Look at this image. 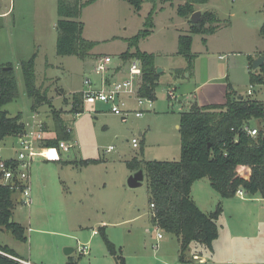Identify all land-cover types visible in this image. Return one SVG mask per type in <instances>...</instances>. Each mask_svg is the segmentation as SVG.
I'll list each match as a JSON object with an SVG mask.
<instances>
[{
	"label": "rangeland",
	"instance_id": "rangeland-1",
	"mask_svg": "<svg viewBox=\"0 0 264 264\" xmlns=\"http://www.w3.org/2000/svg\"><path fill=\"white\" fill-rule=\"evenodd\" d=\"M89 1L80 0L83 7L78 20L83 24V38L97 44L82 60L57 54L60 0H0V14L10 11L8 17H0V65L11 64L18 84V98L3 110L9 117L21 114L23 122L38 113L51 131L53 110L60 111L72 134L68 143L75 145L59 162L35 158L31 205H23L22 196L13 195V220L25 229L27 240L0 228V245L34 264H67L70 258L78 264H200L199 256L212 260L207 264H264V235H258L264 234V200L253 199H261L259 194L243 191V200L252 199L249 211L239 204V195L224 199L209 180L196 183L191 196L204 205L203 211L214 212L221 202L219 237L213 251L193 242L185 252L186 262H181L178 237L153 223L147 176L141 187L128 186L135 173L128 162L134 158L180 160L177 126L181 113L191 105H225L228 86L238 97L264 102V85L250 83V75L259 73L252 69L253 62L264 56V0H209L199 5L204 12L215 13L220 25L214 34H191L192 64L178 53L179 35H190L188 26L191 30L193 25L191 17L178 15L185 1L157 2L153 33L139 43L143 51L154 53L161 70L156 99L148 108L146 103L140 106L124 98L131 114L143 112L141 118L131 115L127 122L111 113L109 104H85L83 113L75 115L70 113L71 102L74 94L85 89V80L101 88L111 68L122 62L128 67L129 61L124 62L121 54L128 49L127 41L144 30L153 4L146 2L136 11L123 0H96L87 5ZM107 55L112 59L109 72L97 73L98 60ZM32 58L35 85L50 101L37 112L32 110L22 72V63ZM181 69L183 74L178 73ZM250 127L259 130L262 123L252 120ZM133 139L138 140V148L132 146ZM16 147V138L8 137L0 142V153L12 156ZM83 247L88 254L80 252ZM66 249L74 251L67 255Z\"/></svg>",
	"mask_w": 264,
	"mask_h": 264
},
{
	"label": "trees",
	"instance_id": "trees-1",
	"mask_svg": "<svg viewBox=\"0 0 264 264\" xmlns=\"http://www.w3.org/2000/svg\"><path fill=\"white\" fill-rule=\"evenodd\" d=\"M96 0H90L92 4ZM140 11L146 2L153 4L145 23V28L138 35L130 38L128 50L121 55L124 62L138 59L142 63L143 78L139 95L152 100L156 99V89L160 74L155 65L156 56L142 52L139 43L151 35L153 13L157 10V2L174 0H123ZM178 7V15L189 19L196 6L205 5L209 0H182ZM83 6L80 0L66 2L60 0L57 22L58 41L57 54L60 56H77L85 60L97 43L83 38V24L78 20ZM264 9V6H263ZM220 20L213 12H204L198 24L191 27L190 35L179 37L178 53L190 64L194 60L191 52V34H214L219 29ZM264 35V23L261 27ZM205 41V40H204ZM11 64L0 65V142L8 137H16L25 131L22 115L9 117L3 107L18 98V84ZM25 86L29 98L33 100L32 110L37 112L39 106L50 103L46 92L42 93L35 85L34 58L22 63ZM252 85H264V64L258 74L250 75ZM225 105L200 107L193 104L188 111L181 113L179 134L181 139V157L177 162L142 161L134 158L128 162L133 172L144 171L148 178L150 204L153 208V223L159 229L178 237L180 242V261H185V252L193 242L202 244L213 251V243L219 237L218 220L222 212L221 202L214 212L204 213L193 200V185L203 179L210 182L211 187L222 198L236 196L238 190L250 196L259 194L264 199V102L251 98L239 99L228 86ZM84 111L82 95L74 94L70 113L79 115ZM252 120L262 123L256 137H250L245 126ZM47 123V122H46ZM53 131L46 126L45 145L58 147L61 141L72 140L71 131L67 128L62 112L53 110ZM76 163V162H75ZM82 163H96L84 161ZM13 193L0 188V228L12 232L18 239L26 241L25 229L18 223H10L13 218ZM111 252L113 245L109 244ZM0 264H20L11 257L19 258L14 250L0 245ZM116 256V255H115ZM22 259V258H20ZM124 260L123 258H119ZM67 264H78L69 259ZM124 264V262H122Z\"/></svg>",
	"mask_w": 264,
	"mask_h": 264
},
{
	"label": "built area",
	"instance_id": "built-area-1",
	"mask_svg": "<svg viewBox=\"0 0 264 264\" xmlns=\"http://www.w3.org/2000/svg\"><path fill=\"white\" fill-rule=\"evenodd\" d=\"M112 59L104 57L97 62V73L104 74L109 72ZM110 74V73H109ZM143 78L142 63L138 59L129 61L127 67V75L123 80L111 81L108 78L101 81V88H98L92 81L85 80V89L80 93L85 104H97L98 102L109 104L111 113L120 116L123 122H127L131 115L137 118L142 117V111L131 114L126 110L124 98L136 100L142 106L145 103L148 108H152L154 100L139 95ZM248 95H252V91H248ZM170 96L174 98V94L170 91ZM25 131L16 136L17 147L12 148V156H4L0 153V188H6L13 195H21L23 205L30 206L31 200V169L35 158H43L47 161H62V155L69 153L75 148L74 144L61 141L58 147H48L45 145L46 123L38 113L31 116L29 122H24ZM244 131L250 137H256L258 131L256 128L245 126ZM132 146L138 148V140H132ZM112 149V147L110 148ZM53 155V156H52ZM55 155V156H54ZM244 197V192L238 190L237 194ZM154 208V205H151ZM163 236L158 234V239ZM80 252L84 255L88 254L87 248L83 247ZM2 253V252H0ZM20 264H34L29 260L11 257ZM199 260V257L196 258Z\"/></svg>",
	"mask_w": 264,
	"mask_h": 264
},
{
	"label": "crops",
	"instance_id": "crops-1",
	"mask_svg": "<svg viewBox=\"0 0 264 264\" xmlns=\"http://www.w3.org/2000/svg\"><path fill=\"white\" fill-rule=\"evenodd\" d=\"M9 12L10 11H7V12H4V13H2V14H0V17H2V19L3 18H6V17H8L7 15L9 14ZM196 12H200L201 13V15L204 13V11L200 8V6H196ZM206 12H211V11H206ZM186 22H188V20H186ZM263 23H264V20H263ZM263 25V24H262ZM188 32H190V27L188 26ZM153 33V32H152ZM181 35H179V37H180ZM178 40H179V38H178ZM139 49H140V51H142V52H146V51H143L141 48H140V46H139ZM128 50V49H127ZM126 50V51H127ZM125 51V52H126ZM125 52H123L122 54H124ZM146 53H149V52H146ZM121 54V55H122ZM149 54H154V53H149ZM105 57V56H104ZM103 57V58H104ZM106 57H110V56H106ZM111 58V57H110ZM100 60V59H99ZM98 60V61H99ZM7 65V64H6ZM6 65H2V66H6ZM111 69H113L112 71H111V73L109 74V79L111 80V81H119V80H121L122 78H124L126 75H127V63H121V64H118V65H116V66H114V68H111ZM260 69V68H259ZM258 69V70H259ZM184 71V69L182 70H178V73H180V74H183L182 72ZM203 85V84H202ZM201 85V86H202ZM200 86V87H201ZM79 94V93H78ZM225 101H226V99H225ZM225 101L223 102V104L225 103ZM219 105H220V103H218ZM218 104H215V105H218ZM198 105V104H197ZM206 104H201V106H205ZM192 106V105H191ZM200 106V105H199ZM44 121H46V120H44ZM177 128L179 129V125L177 126ZM156 161V160H155ZM203 180H205V179H203ZM203 180H200V181H203ZM200 181H198V182H196V183H199ZM194 184L193 185V188L195 187V185H197V184ZM213 196H211V198H210V204H213V200L215 199V198H212ZM241 199H240V202H239V204H241V205H243V207H244V209H247V210H249L250 211V208H249V203H251L250 201H248V200H252V199H247V201L246 200H243L242 198H244V197H241V196H239ZM253 199H256L257 201H263L264 199H260V198H253ZM195 202H196V204H197V206L203 211V208H205L204 207V205L202 204V203H199L198 201H196V200H194ZM217 199H216V203H217ZM220 203V202H219ZM247 205H246V204ZM206 206H207V204H206ZM215 206V205H214ZM204 213H210V211H207V212H205V211H203ZM12 220H13V218H11ZM14 221V220H13ZM15 222V221H14ZM96 233V232H95ZM260 233V232H259ZM259 236H262L263 237V233H260V234H258ZM233 242H234V240H232L231 238H230V244H231V247H234V245H233ZM13 250V249H12ZM17 254V253H16ZM17 256L19 257V258H21L18 254H17ZM23 259V258H22ZM25 260V259H24ZM197 262H199L200 264H207L209 261L211 262L212 260H207L206 261V259H204V258H202L201 256H199V260H196ZM214 264H225L224 262H218V263H214ZM234 264H241V263H234Z\"/></svg>",
	"mask_w": 264,
	"mask_h": 264
},
{
	"label": "water",
	"instance_id": "water-1",
	"mask_svg": "<svg viewBox=\"0 0 264 264\" xmlns=\"http://www.w3.org/2000/svg\"><path fill=\"white\" fill-rule=\"evenodd\" d=\"M201 13L200 12H195L192 16H191V21L194 24H198L201 20L200 18ZM264 64V56L260 57L259 59L255 60L252 64V69L253 70H258L262 65ZM12 68H4V70H11ZM158 73H161V70H158ZM243 97H239V99L241 100ZM144 171L143 170H139L138 172H135L128 180V186L132 189L135 188H139L142 186V182L144 180ZM13 220L10 219V223H12ZM74 250L73 249H66L65 253L67 255L71 254Z\"/></svg>",
	"mask_w": 264,
	"mask_h": 264
},
{
	"label": "bare ground",
	"instance_id": "bare-ground-1",
	"mask_svg": "<svg viewBox=\"0 0 264 264\" xmlns=\"http://www.w3.org/2000/svg\"><path fill=\"white\" fill-rule=\"evenodd\" d=\"M53 156V155H52ZM55 156V155H54Z\"/></svg>",
	"mask_w": 264,
	"mask_h": 264
}]
</instances>
